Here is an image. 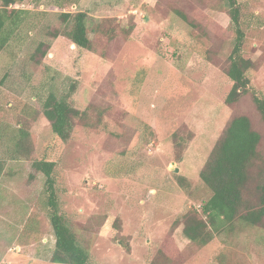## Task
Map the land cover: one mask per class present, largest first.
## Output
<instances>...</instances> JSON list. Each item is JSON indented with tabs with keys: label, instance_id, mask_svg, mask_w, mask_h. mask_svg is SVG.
I'll return each instance as SVG.
<instances>
[{
	"label": "rangeland",
	"instance_id": "obj_1",
	"mask_svg": "<svg viewBox=\"0 0 264 264\" xmlns=\"http://www.w3.org/2000/svg\"><path fill=\"white\" fill-rule=\"evenodd\" d=\"M21 3L26 14L0 51V264H54L38 160L54 163L59 212L90 264H264V219L205 246L182 233L211 196L199 173L231 119H250L264 159L251 95L224 101L233 47L225 1ZM237 3L250 88L264 99V0ZM63 12L87 15L90 51L52 37ZM49 93L69 95L80 112L66 142L41 113Z\"/></svg>",
	"mask_w": 264,
	"mask_h": 264
},
{
	"label": "trees",
	"instance_id": "obj_2",
	"mask_svg": "<svg viewBox=\"0 0 264 264\" xmlns=\"http://www.w3.org/2000/svg\"><path fill=\"white\" fill-rule=\"evenodd\" d=\"M24 0H0V51L17 31L22 10H8L9 5ZM229 17L227 30L233 39L232 51L226 76L232 83L225 98V104L236 103L239 98L251 95L255 110L264 122V99L250 88L247 76L251 69L250 57L243 53L244 32L240 22V8L237 0H224ZM185 19L182 14H178ZM87 15L83 12H63L59 15L62 28L54 30L52 37L63 36L82 50L90 51L91 40L86 26ZM39 52V48L37 49ZM43 55H45L43 53ZM69 95L62 98L49 93L41 104V113L47 120L51 132L62 142L70 139L74 120L80 115L69 103ZM26 134L20 130L16 149ZM260 135L252 128L247 116L239 115L230 120L219 140L213 147L199 179L211 192L210 198L202 204L200 211L189 212L185 218L182 233L192 243L207 245L213 235L226 231L235 223L257 227L264 219V159L259 153ZM4 162L0 156V175ZM32 169L45 178L49 223L54 236V250L51 262L54 264H90L87 250L80 247L66 218L59 212L53 178L54 163L34 161ZM258 179L253 187L249 183Z\"/></svg>",
	"mask_w": 264,
	"mask_h": 264
},
{
	"label": "built area",
	"instance_id": "obj_3",
	"mask_svg": "<svg viewBox=\"0 0 264 264\" xmlns=\"http://www.w3.org/2000/svg\"><path fill=\"white\" fill-rule=\"evenodd\" d=\"M22 7H23L22 3H14V4L9 5V8L15 9V10L20 9Z\"/></svg>",
	"mask_w": 264,
	"mask_h": 264
}]
</instances>
